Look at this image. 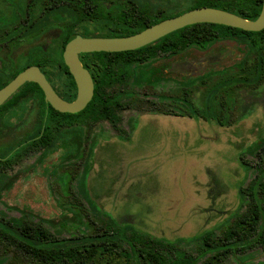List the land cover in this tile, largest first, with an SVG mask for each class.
<instances>
[{"label": "rangeland", "instance_id": "obj_1", "mask_svg": "<svg viewBox=\"0 0 264 264\" xmlns=\"http://www.w3.org/2000/svg\"><path fill=\"white\" fill-rule=\"evenodd\" d=\"M136 1L166 14L195 4L194 0ZM0 7L10 10L4 3ZM71 15L70 10L61 11L55 23H44L0 52V82L6 61L20 52L38 47L56 56ZM259 55L264 56V48L256 52L245 38L220 37L206 49L191 46L173 56L135 63L131 79L118 95L123 104L121 131L107 120L78 118L60 124L48 147H18L40 129L43 109L39 95L21 97L0 114V212L42 221L52 232L72 238L88 230L82 213L67 203L76 193L85 206L91 204L118 224H130L154 237L188 239L205 230L220 234L245 210L247 197L240 189L256 175L255 164L264 163V82L236 89L235 119L226 126L185 111L183 116L164 115L140 102H174L168 98L178 90L180 94L178 81L208 77L212 82L221 71L238 70ZM57 84L65 89L66 75H59ZM203 89L199 85L192 90L196 104L201 103ZM173 105L176 111L183 110ZM197 245L193 240L181 243L193 252ZM227 262L264 264V250L253 246L232 252ZM0 264L27 261L14 249H0Z\"/></svg>", "mask_w": 264, "mask_h": 264}, {"label": "trees", "instance_id": "obj_2", "mask_svg": "<svg viewBox=\"0 0 264 264\" xmlns=\"http://www.w3.org/2000/svg\"><path fill=\"white\" fill-rule=\"evenodd\" d=\"M72 5L74 15L60 35L61 49L56 56L38 48L30 51L25 64L18 71L31 64L38 65L52 84L59 75L68 80V89L60 88V94L74 98L75 80L63 60L66 43L82 30L85 36H127L165 18L178 15L186 10L210 6L235 12L243 17L255 19L262 8L263 0H194V5L176 14L154 12L148 3L140 4L134 0H119L117 7H107V0H33L24 10V27H31L35 20L34 10H38L39 26L47 24L53 10ZM28 13L31 19L26 17ZM54 16V15H53ZM57 16V15H56ZM55 20H58L56 17ZM27 22L29 24H27ZM29 25V26H28ZM236 37L247 39L256 52L264 48V29L247 31L240 28L210 22L195 23L175 30L158 40L134 50L120 52L98 51L82 53L84 64L91 68L95 81V93L87 107L78 113L59 112L45 101L41 87L35 82H26L4 104L0 111L11 106L21 97L36 94L43 104L40 129L19 148L48 147L53 143L55 132L63 122L75 119L86 122L107 119L113 127L121 131L118 123L121 117L115 116V104L107 99L102 91L119 75L122 82L130 75L129 65L140 63L159 56H169L184 51L191 46L207 48L217 38ZM87 58V59H86ZM119 72L116 75L114 66ZM103 68V71L100 70ZM102 73V74H101ZM208 77H199L184 83L183 99L185 114L207 121H215L220 126L230 125L235 119L232 109L238 100L237 88L259 86L264 82V56L259 55L250 64L238 70H223L212 82ZM99 80L100 85L97 84ZM194 85V86H193ZM202 85L201 103L196 104L191 97L194 87ZM230 92L231 95H230ZM256 175L242 187L240 192L247 197L245 210L238 213L231 224L220 234L213 230L188 239L165 240L135 229L130 224H118L116 219L101 209L85 206L84 200L74 193L67 201L85 217L88 228L79 236L62 237L52 232L42 221L25 217H7L0 212V249L4 252L14 249L27 264H228L227 258L236 251L253 246L264 250V163L255 164ZM80 180L79 187H82ZM97 213V214H96ZM197 242L196 252L187 250L181 243Z\"/></svg>", "mask_w": 264, "mask_h": 264}, {"label": "water", "instance_id": "obj_3", "mask_svg": "<svg viewBox=\"0 0 264 264\" xmlns=\"http://www.w3.org/2000/svg\"><path fill=\"white\" fill-rule=\"evenodd\" d=\"M201 22L223 24L247 31H261L264 29V0L261 11L255 19H249L222 8L201 6L165 18L137 33L127 36L108 37L77 34L66 43L63 51L64 62L77 85V96L74 100L63 99L56 92L41 68L37 65H30L0 88V106L11 98L23 84L35 82L43 90L45 100L54 109L64 113L80 112L88 105L94 95V81L91 73L80 59L81 53L98 51L120 52L138 49L175 30Z\"/></svg>", "mask_w": 264, "mask_h": 264}, {"label": "flooded vegetation", "instance_id": "obj_4", "mask_svg": "<svg viewBox=\"0 0 264 264\" xmlns=\"http://www.w3.org/2000/svg\"><path fill=\"white\" fill-rule=\"evenodd\" d=\"M33 0H0V3H4V6L5 7H8L10 6V10L9 12L5 11V9H3L2 7H0V52H3V51H6L9 49V46L10 44L15 41L16 43L20 42L24 35H27L28 33L32 32V31H36L39 29V22L37 20V17H38V10H34V16L36 17L35 20H33V23L34 24L33 26L31 27H24V18H25V13H24V10L27 8L26 4L28 2H32ZM108 3H107V7H117L119 5V0H107ZM136 2V0H134ZM64 2H67L68 5L62 7V8H58L57 10H53V14H51L52 16L49 17V21L47 22V24H53L55 23V18L59 16V13L61 11H65V10H70L72 11V15L70 16V18L66 19L65 21V27L64 29H62V32L61 34L64 32L65 28L67 27V24L70 22V19L72 18V16L74 15V9L72 7L71 4H69L68 1H64ZM118 3L117 4H115ZM74 10V11H73ZM54 15V16H53ZM57 15V16H56ZM26 17L28 19H31L30 15L28 13H26ZM27 24H29L27 22ZM29 26V25H28ZM82 30H80V32L78 34H82L83 35V32ZM77 35V34H76ZM85 36V35H84ZM200 48V47H199ZM38 50V47H32L30 49H28V51H26V53H22L20 52L15 58H11L6 61L5 63V76L2 75V80L0 82V88H2L4 85H6L11 79H13L19 72H21L22 70H24L25 68H23L22 70L18 71L21 67L24 66L25 64V59L27 58V56L29 55L30 51L32 50ZM201 49H206V48H201ZM64 51V49H63ZM11 52V51H10ZM182 51H179V52H176V53H173L169 56H173V55H176L178 53H180ZM91 53V52H89ZM82 54V53H81ZM80 54V59L83 63V65L85 66V62H84V59L83 57L81 56ZM62 55H63V52H62ZM87 59V58H86ZM64 60V59H63ZM135 63H131L129 65V71H130V75H128L127 77V80H123L122 82L120 81V77L118 75V68L117 66L115 65L113 68V72L116 73V75L118 76H115L113 78V82L111 85L109 86H105V89L102 91V94L104 97H106L107 99L109 98H112V100L114 101V104H115V116L116 117H121L120 113H119V110L123 107V104L122 102L119 100L118 98V95L120 93V91L123 89L121 87H124L126 84H128L129 80L131 79L132 77V73H131V67L134 65ZM31 65H35V64H31ZM30 66V65H29ZM38 66V65H37ZM89 72L91 70V68H88L87 66H85ZM69 69V68H68ZM100 70L103 71V68L100 67ZM43 71V70H42ZM91 73V72H90ZM102 74V73H101ZM46 75V74H45ZM92 75V74H91ZM73 76V75H72ZM47 77V76H46ZM74 78V77H73ZM93 78V76H92ZM48 79V78H47ZM49 80V79H48ZM50 81V80H49ZM93 81H94V78H93ZM51 83V81H50ZM52 84V83H51ZM76 84V82H75ZM97 84L100 85V82L99 80H97ZM178 84H179V89H180V94H178L179 90L177 91V93L175 94V96H169V101H174V102H171V103H164L162 100H158V99H152V100H141V104L143 107H145L146 109H151V110H158V111H161L162 114L164 115H174V116H183L184 115V111H185V107H184V99H183V86H184V82H181V81H178ZM52 86L54 87V89L56 90V92L65 100H68V101H72L76 98L77 96V85H76V93H75V96L74 98H72L71 100L64 96V95H61L60 94V87L58 86L57 84V81H56V84H52ZM69 86L66 87V89H68ZM95 88H96V85H95V81H94V93H95ZM94 97V95H93ZM92 97V99H93ZM45 98V96H44ZM91 99V100H92ZM46 101V100H45ZM17 102V101H16ZM47 102V101H46ZM91 102V101H90ZM89 102V103H90ZM49 103V102H48ZM88 103V104H89ZM179 104L183 110H180V111H176L174 109V105L173 104ZM139 106V105H137ZM87 107V106H86ZM85 107V108H86ZM84 108V109H85ZM83 109V110H84ZM4 109H2L0 111V114L2 113ZM58 111V110H57ZM82 111V110H81ZM80 111V112H81ZM60 112V111H59ZM78 113V112H77ZM122 119V118H121ZM100 120H107V119H99L98 121H92V122H99ZM108 121V120H107ZM111 123V122H110ZM112 125V123H111ZM118 125L120 126L121 125V120L120 122L118 123ZM113 126V125H112ZM34 135V134H33Z\"/></svg>", "mask_w": 264, "mask_h": 264}]
</instances>
